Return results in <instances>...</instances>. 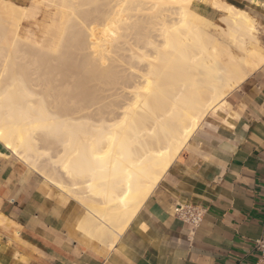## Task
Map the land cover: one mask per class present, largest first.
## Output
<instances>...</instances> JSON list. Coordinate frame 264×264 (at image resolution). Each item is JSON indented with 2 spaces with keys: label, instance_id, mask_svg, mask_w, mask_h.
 I'll return each mask as SVG.
<instances>
[{
  "label": "bare ground",
  "instance_id": "6f19581e",
  "mask_svg": "<svg viewBox=\"0 0 264 264\" xmlns=\"http://www.w3.org/2000/svg\"><path fill=\"white\" fill-rule=\"evenodd\" d=\"M182 1L105 2L101 27L92 34L96 33L94 52L108 61L117 54L122 60L114 70L119 80L110 85L113 71L108 66L102 80L98 77L99 84L71 108L66 117L71 121L69 132L55 140L59 148L43 164L60 177L50 180L41 174L47 182L68 187V194L81 201L85 212L74 228L82 238L120 235L203 117L226 105L227 93L246 78L239 62L264 63V54L255 46L256 19L245 9L224 0H211L226 22L228 38L218 40L216 32L193 28V19L185 17V9L192 17L205 20L191 11L193 0H186V4ZM41 7L45 9V24L39 40L30 33L19 37L16 30L21 22H30ZM73 12L67 0H33L27 6L0 0V13L14 23L12 42L22 40L45 54L58 50ZM180 25L186 30L182 31ZM193 41L198 44V53L167 51L168 47ZM208 44L213 45L211 51ZM233 48L241 53L235 54ZM52 67L41 74H55ZM3 73L1 66L0 86ZM4 118L0 115V155L11 153L36 168L40 151L45 149L40 146L45 135L27 129L28 124L20 121L6 123Z\"/></svg>",
  "mask_w": 264,
  "mask_h": 264
},
{
  "label": "crops",
  "instance_id": "0c3cea01",
  "mask_svg": "<svg viewBox=\"0 0 264 264\" xmlns=\"http://www.w3.org/2000/svg\"><path fill=\"white\" fill-rule=\"evenodd\" d=\"M224 1L264 27V0ZM191 7L212 21L221 13L211 0H193ZM225 100L203 117L116 238L80 237L74 227L83 205L0 155V264H257L254 240L264 225V63ZM177 204L204 208L201 222L192 227L178 218Z\"/></svg>",
  "mask_w": 264,
  "mask_h": 264
},
{
  "label": "rangeland",
  "instance_id": "374dc122",
  "mask_svg": "<svg viewBox=\"0 0 264 264\" xmlns=\"http://www.w3.org/2000/svg\"><path fill=\"white\" fill-rule=\"evenodd\" d=\"M67 1L72 4L74 12L69 23V28L65 32L62 44L53 54H45L43 51L30 46L22 40L12 42L14 23L6 14L0 13V67L4 66V73L0 86V115L5 116L4 121H6V123H18L20 121L28 124L27 129H33L45 135L42 137L43 141H40V146L45 149L40 151L41 161L36 162V168L22 163L37 171L39 174L48 176L47 179L50 180H52V178H59L60 173L49 169V166L43 168V164L46 163L44 160L50 155L55 156L56 149L59 148L55 140L58 137L61 138L66 136L67 131L69 132L71 121L66 119V117L72 111L71 108L73 109L77 101L84 99L91 87L99 84L98 77L100 76L102 80L108 66L113 71V77H111L109 83L110 85L116 84L119 79L117 77L118 73L114 70L122 64V60L117 58V54L113 56V59L111 58L108 61L94 52L97 49L94 47L93 43L96 33L94 36H92V34L99 31L101 27V13L106 9L105 2L108 0ZM182 3L186 4V0L182 1ZM174 5L173 7L175 8L176 5ZM185 10V17L193 19L191 24L194 25L193 28H195V30L201 27L204 31L216 32L217 38H219L218 40L228 38L225 31L226 22L223 17H220L222 13H219V16L212 21L195 10H191L200 18L202 17L205 20L204 22L192 17L188 12L189 10ZM41 11L42 16L40 15ZM44 21L45 9L41 7L36 17L28 22L30 24L29 26L23 28V22L27 21L24 20L21 22L16 30V34L23 38L30 33L34 38L39 40L44 29ZM254 23L255 36L257 38L255 46L260 52L263 51L264 53V27L257 19ZM180 29L185 31L186 26L180 25ZM190 43L189 45H177L174 48L168 47L167 51H173L176 54L185 53L187 51L198 53L197 42L193 41ZM113 45H115V43ZM220 45L223 48L225 46L223 43ZM212 46V44L207 45L208 51L212 50ZM233 51L237 55L241 53L237 48H233ZM224 58H226V56H223V59ZM53 64L55 69L52 67ZM239 64L242 66L245 77L261 65L255 64L251 60L248 64H244L243 61L239 62ZM55 65H58V68ZM47 67H52V69L55 70V74L51 76L42 75L41 73H43ZM106 83L107 82L103 80L101 84L105 86ZM67 84L70 85L71 91L69 87H66ZM18 115H21L26 121L23 122ZM12 120L14 122H10ZM4 156L13 157L20 162L22 161L11 153H6ZM40 162H42V164ZM45 171L49 175L45 174ZM59 188L68 194L66 191L68 187L64 189L61 187ZM68 195L70 196V194ZM70 197L76 199L72 195ZM76 200L81 203L79 199ZM83 203L84 205H89V202L83 201Z\"/></svg>",
  "mask_w": 264,
  "mask_h": 264
},
{
  "label": "built area",
  "instance_id": "2783aa9c",
  "mask_svg": "<svg viewBox=\"0 0 264 264\" xmlns=\"http://www.w3.org/2000/svg\"><path fill=\"white\" fill-rule=\"evenodd\" d=\"M204 211V208L192 204H177L174 207L175 215L192 227L197 226L201 222ZM254 249L258 254L257 264H264V225L259 236L254 240Z\"/></svg>",
  "mask_w": 264,
  "mask_h": 264
}]
</instances>
